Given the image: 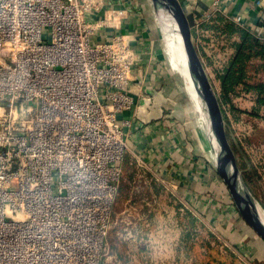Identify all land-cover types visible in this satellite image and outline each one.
I'll list each match as a JSON object with an SVG mask.
<instances>
[{
	"label": "built area",
	"instance_id": "built-area-1",
	"mask_svg": "<svg viewBox=\"0 0 264 264\" xmlns=\"http://www.w3.org/2000/svg\"><path fill=\"white\" fill-rule=\"evenodd\" d=\"M178 1L209 78L234 54L227 25L264 43V0ZM113 4L0 0V264H101L123 222L114 213L127 157L144 180L177 189L129 152L127 127L145 111L143 89L132 90L142 57L117 31L129 6ZM220 196L236 211L227 189ZM237 221L247 241L259 237Z\"/></svg>",
	"mask_w": 264,
	"mask_h": 264
},
{
	"label": "rangeland",
	"instance_id": "rangeland-1",
	"mask_svg": "<svg viewBox=\"0 0 264 264\" xmlns=\"http://www.w3.org/2000/svg\"><path fill=\"white\" fill-rule=\"evenodd\" d=\"M150 18L157 25L153 13ZM163 36L158 32L156 40L161 42L160 46L158 40V45L163 48L169 70L168 77L160 81L167 94L163 95L164 99L156 97L155 102L167 107L173 119H180L183 134L180 133L185 135L189 147L195 142L196 150L208 153L207 144L202 140V121L197 117L198 112L184 88L183 75L177 71L174 57L167 48L166 39L173 36L169 31ZM214 76L210 75V79L219 89ZM247 80L253 85L263 83L264 77L253 76ZM175 90L180 94H175ZM263 96L264 91L240 89L230 95V105L224 107L228 113L227 136L264 215V108L257 104L258 97ZM127 159L114 213L123 222L113 218L115 223L108 232L101 264H264V256L260 254L264 255L263 240L257 237L247 241L250 236L242 233L244 224L237 221L240 214L233 210L229 200H221L216 184L203 182L204 186L200 184L194 190L179 194L174 187L156 180L152 173L146 172L144 180L139 176L142 169L135 162L129 163V157ZM256 241H260L258 246L248 250L251 242L257 244ZM253 254L255 259H252Z\"/></svg>",
	"mask_w": 264,
	"mask_h": 264
},
{
	"label": "crops",
	"instance_id": "crops-1",
	"mask_svg": "<svg viewBox=\"0 0 264 264\" xmlns=\"http://www.w3.org/2000/svg\"><path fill=\"white\" fill-rule=\"evenodd\" d=\"M111 1L115 7L129 6L132 13L127 19L122 20L120 29L117 31L132 36V46L141 53L142 57L132 90H137V87L143 89L142 94L145 100L141 103L145 111L137 112L138 118L134 117L131 125L127 127L130 154L139 155L153 172L160 174L166 182L174 183L179 194L189 189L194 190L203 182H207L209 185L212 182L215 186L216 178L211 167L209 152L204 153L196 150L195 142L192 147H189L185 135H182L180 119H173V113L168 112L167 107L159 106L155 102L156 97L159 99L167 94L162 90L160 81L168 77L169 70L164 60V54L156 40L159 32L157 31L159 30L158 26L150 16L144 18L141 15V12L147 9L145 0H138L140 6L134 0H131L132 2L130 0ZM108 31L114 32V29L110 28ZM247 64V73L249 74L247 79L253 76L264 77V60L261 57L248 59ZM177 92L175 90L174 93L180 94ZM180 99L183 103V98L180 97ZM257 104L264 108V104L259 102ZM178 107L180 108V106ZM202 140L204 139L202 138ZM203 142L206 144L205 141ZM206 146L205 148L208 149ZM215 187L216 192H220L217 189L223 190L222 185L216 184ZM261 247L264 251V247Z\"/></svg>",
	"mask_w": 264,
	"mask_h": 264
},
{
	"label": "water",
	"instance_id": "water-1",
	"mask_svg": "<svg viewBox=\"0 0 264 264\" xmlns=\"http://www.w3.org/2000/svg\"><path fill=\"white\" fill-rule=\"evenodd\" d=\"M149 2L162 38L163 31L158 17L159 13L168 14L174 21L190 81L203 105L207 130L205 137L202 135L207 144L211 164L224 182L243 221L264 242V218L261 213L263 209L252 194L239 168L236 154L226 133L225 120L216 90L193 44L189 20L178 0H149Z\"/></svg>",
	"mask_w": 264,
	"mask_h": 264
},
{
	"label": "trees",
	"instance_id": "trees-1",
	"mask_svg": "<svg viewBox=\"0 0 264 264\" xmlns=\"http://www.w3.org/2000/svg\"><path fill=\"white\" fill-rule=\"evenodd\" d=\"M226 32L229 34H237L238 40L232 42V47L234 48V54L228 62V65L225 66L221 71H216L215 77L219 84V90L217 93L218 101L220 104V108L226 123H228V116L226 114V109L224 105H230V95L235 93L240 89H248V90H256L258 92L264 91V83H254L253 85L247 81L249 74L247 73V60L262 58L264 60V43L260 42L257 39L251 38L245 32L240 31L239 29L233 27L232 25H227ZM263 101V102H262ZM257 102L260 104H264V96L258 97ZM224 107V108H223ZM230 110L235 111L234 107H230ZM257 110V108H256ZM245 112V111H243ZM246 114L248 111L245 112ZM252 114V113H251ZM253 115L257 116V113H253ZM236 119L239 120V116H236ZM230 143L234 152H236L234 145L231 140ZM241 143V141H240ZM239 163V162H238ZM244 179L247 177L246 174L242 173ZM246 181V180H245ZM226 189L223 186V190ZM221 191L220 189H217ZM120 194V191H119ZM263 257V253H261ZM259 253L257 254V256ZM256 255L253 254L252 259H255Z\"/></svg>",
	"mask_w": 264,
	"mask_h": 264
},
{
	"label": "bare ground",
	"instance_id": "bare-ground-1",
	"mask_svg": "<svg viewBox=\"0 0 264 264\" xmlns=\"http://www.w3.org/2000/svg\"><path fill=\"white\" fill-rule=\"evenodd\" d=\"M158 17H159V20L161 22L163 35H164V33L167 34V31H169V32H171V34L173 36L171 38L166 39L168 41L167 48H169V51L171 52V54L174 57V63H175L176 68L178 69V70L177 69L176 70L179 71V73H181L183 75L186 92H187L189 98L193 102V104H194V106L198 112L197 117H198V119H201V121H203V123L200 122V126H202L203 135H204L206 133V130H207V125H205V121H204L205 117H204L203 105H202L200 99L198 98V96L194 90V87L190 81V78H189V75L187 72V68H186V63H185L182 47H181V41H180L179 35L177 33L176 26L174 24V21L172 20V18L168 14L160 12ZM204 137H205V135H204ZM261 213H262V216L264 218L262 211H261Z\"/></svg>",
	"mask_w": 264,
	"mask_h": 264
}]
</instances>
